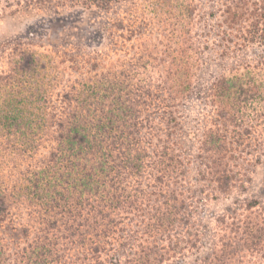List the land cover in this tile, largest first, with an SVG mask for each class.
Segmentation results:
<instances>
[{
    "label": "rangeland",
    "instance_id": "1",
    "mask_svg": "<svg viewBox=\"0 0 264 264\" xmlns=\"http://www.w3.org/2000/svg\"><path fill=\"white\" fill-rule=\"evenodd\" d=\"M105 112L119 117L104 144L132 136L105 184L132 207L116 209L101 260L126 244L152 264H264V0H0V118L39 134L29 143L0 121V188L16 194L6 253L51 231V264L86 260L61 236L80 220L54 214L40 232L49 217L25 187L60 123Z\"/></svg>",
    "mask_w": 264,
    "mask_h": 264
},
{
    "label": "trees",
    "instance_id": "2",
    "mask_svg": "<svg viewBox=\"0 0 264 264\" xmlns=\"http://www.w3.org/2000/svg\"><path fill=\"white\" fill-rule=\"evenodd\" d=\"M110 115L111 112L109 114L105 112L93 119H90V117L77 118V121L74 116L72 118L75 121L74 125L69 124L66 129L63 128V123H60L62 131L59 129L56 134L55 151L49 154L50 158L43 161L46 164L45 168L37 173L35 171L28 173L27 183L29 185L25 187V192L28 194L27 203H33L34 200L40 202L42 206L37 215L39 213L49 217L43 220L45 226H41L40 232L42 230L48 232L47 229L53 227L55 219L52 215L54 214L59 215V218L62 217L60 215H66L64 220H80L75 226L70 228L66 226L64 228L65 233H61V236L63 241H70L71 244H76L78 248L85 249L87 254L83 258L86 260L82 264H152L148 260L149 249L141 246L139 251L133 252L129 247L128 252L124 254L126 244H118L113 249L111 258L101 260V255L105 251L104 246L113 245H105V243H109L106 240L114 239L116 234L121 232L120 227H118L120 222H115L114 218L117 215L116 209L121 207V203L124 206H131L132 202L131 200L122 201L124 195L117 194L118 190L115 186H110V189L105 184L110 176H114L112 175L113 170L125 164L120 160V155L124 154V151H129L132 145V136L129 133L128 137H124V134L121 137L110 136L113 138L111 142L115 143L106 145L102 142L107 133L110 132L111 134L114 131L110 130L112 119L119 117V113L116 116ZM88 120L92 121L93 127L99 133H92L91 130H94V128L88 129ZM0 121L6 126L9 135L14 134L13 131L21 128V136L25 140L27 139L29 143H33V140L39 135H35L33 132L34 127L31 126L29 119H24L23 122L20 118L4 115L0 118ZM102 135L103 137H101ZM114 153H116V157ZM131 168L135 169L137 166L132 165ZM37 176H40L42 180H38ZM45 176L49 178L56 176V179L57 176H60V179H63L64 182L60 183L58 180L59 183H56L54 188L51 189L49 182L43 184V177ZM47 189L53 191L50 192ZM15 196L16 194L11 195L10 192L7 193L3 188L2 190L0 188L1 227V224L5 222L6 217L10 214V204L16 202ZM86 215L89 217L90 222L88 220L83 222ZM36 219L39 222L41 221L39 217ZM162 221H166V218H162ZM10 225L13 226L12 223ZM11 226H8V228ZM26 231V229H21V234L24 235ZM33 243L27 247L17 246L16 250L8 254L3 240L0 238V264H51L58 258L59 250L55 248L56 240L51 231L42 238L36 239ZM124 257L126 259L122 261Z\"/></svg>",
    "mask_w": 264,
    "mask_h": 264
}]
</instances>
